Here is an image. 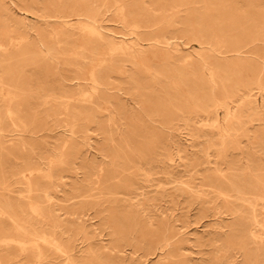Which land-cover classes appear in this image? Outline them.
Listing matches in <instances>:
<instances>
[{
    "label": "rangeland",
    "instance_id": "374dc122",
    "mask_svg": "<svg viewBox=\"0 0 264 264\" xmlns=\"http://www.w3.org/2000/svg\"><path fill=\"white\" fill-rule=\"evenodd\" d=\"M138 1L127 23L141 26L137 33L143 60L112 56L108 45L86 31L68 34L61 29L58 36L59 30L52 31L55 26L41 32L42 41L53 47L52 59L38 53L30 61L18 49L7 48V68L21 70L16 84L25 93L15 91L10 100L0 96V200L11 203L20 219L47 227L76 256L86 245L95 250L108 244L114 230L119 264H230V256L241 262L237 247L248 241L241 237L244 228L238 226L234 238L222 234L226 230L219 229V221L230 218L216 215L226 205L210 191L228 189L227 180L241 182L256 209H264V0H142L150 7L156 3L151 10ZM61 5L63 0H0V24L7 23L9 37L23 29L19 23L24 17L27 26L40 29L44 20L39 16H53ZM99 11V28L106 38L118 41L127 33L112 9ZM149 33L165 35L171 45L152 48ZM115 58L127 72L113 76L96 107L97 98L89 95L88 87L77 88L68 80L77 70L86 73ZM142 63L149 72L139 67ZM61 82L71 93L60 94ZM52 90L53 96H44ZM245 95L250 97L242 102ZM223 104L235 118L225 121ZM7 106L21 110L24 130H15ZM28 169L39 173L31 174V192L20 175H28ZM42 189L52 197L43 206L60 214L58 227L46 216H29L33 214L27 204L43 201ZM191 191H198L199 198ZM239 203L227 207L247 213V204ZM72 215L81 217L84 233ZM7 236L17 237L13 223L0 217V238ZM167 238L173 245L157 251L155 244ZM6 247L0 246V264H7L10 252L12 262L38 264L31 263L30 251ZM40 248L47 257L40 264H61L52 248Z\"/></svg>",
    "mask_w": 264,
    "mask_h": 264
},
{
    "label": "bare ground",
    "instance_id": "6f19581e",
    "mask_svg": "<svg viewBox=\"0 0 264 264\" xmlns=\"http://www.w3.org/2000/svg\"><path fill=\"white\" fill-rule=\"evenodd\" d=\"M135 2H136V0H63V4L64 5H61V7L63 9H68L69 10V14H64L63 11L61 12L60 9H62V8L60 7L58 12H54V13H57V14H55L53 16H48L46 14H44L45 16H39L41 19L44 20L43 23H42L43 25L39 26L40 29H34L32 27L30 28V26H27L26 23H25L26 19L24 17L19 23L23 29L21 31H19V34L13 33L15 35H13L12 37L7 36V23L6 24L3 23L4 25L0 24V96L2 95V97H7L9 99L13 95V92H15V91L21 90L20 91L21 94L25 93V91L22 89V87L20 85H19L20 87H18V85L16 84V81H17V79H19L18 77L21 74V72H19V71H21V70L17 71V70H15V68H7L8 67L7 64H6V62H7L6 61L7 60V51H8L7 48H10L11 50L12 49H18V51H20V53H21V54L20 53H18V54L22 58L26 57L30 61H33L36 58H38L39 57L38 53L42 56L41 58L50 59L52 57V55L55 54V53H54V50H53L52 46H47L42 41L41 32L42 31L44 32V30H46L47 28L53 27V26H55L56 29L54 28L52 31H55V30H59L60 31V32L55 31V32H57L56 35H58V36H59V34L62 35V33H61L62 30L61 29L67 30L68 34H71L74 29H77V31H84V33L87 32L90 36L97 38V40L100 43L102 42V43H105L106 45H108L109 52H110V54H112V56L113 55H116V56L120 55V57L121 56H125L126 58H128V57L131 58V59L139 58V59L143 60V58H145L143 56L144 51L141 50V48H140L139 43H140L141 40L139 38V34L137 33V30L140 29L141 26L138 23H136V22L127 23L128 22L127 21V16L129 14V12L133 11L132 5H135ZM138 2H140L141 7H144L147 10H151V7L156 5V3L153 2V4L151 3L152 5L150 7V5H148L145 1L140 0ZM50 5H52V2H49V6ZM136 7L137 6H135L134 9H136ZM100 8H102L105 12L109 11V9H112V11L114 12L115 16L117 18H119L120 23L126 29L127 33L123 34L119 38L118 41H115L114 37H109V38L107 37L106 38L102 34V32L100 31L99 22H98V17L100 15V11H99ZM162 10H163V8H162ZM162 16H165V15H162ZM148 21H149V19H148ZM151 22H153V19H152ZM124 24H125V26H124ZM154 27H155V25H154ZM14 30H15V28L11 32H14ZM162 31H160V32H162ZM88 34H86V35H88ZM148 35L149 36L147 37V40L149 41V43H150L149 45L152 48H156L158 44H162V45L164 44L166 46L171 45V43L168 42L167 37L165 35H163V34L161 36H158L160 34H157V36H156V35H153L152 33H149ZM81 37H80V39H82ZM91 40H93V39H91ZM85 42H89V41H85ZM85 42H83V43H85ZM99 42H97L98 45H99ZM84 45H86V44H84ZM87 45H88V43H87ZM103 54H105V53H103ZM12 58H13V56H12ZM115 59L117 60V58H115ZM8 60H9V57H8ZM144 60H146V59H144ZM97 63H98V61H97ZM77 65H79V64L77 63ZM138 65H139L140 68H142V70H145V72H149L150 71V68L148 66H146L145 64L142 63V64H138ZM88 66H90V65H88ZM88 66L86 65V67H88ZM132 66H136V63H132ZM126 72H127L126 66L124 65L123 61H121V60L120 61L117 60L116 62H109V63H103L102 62L101 65H98L97 67L96 66L95 67H91L89 69V71L86 72V73H83L81 71V69L77 70L76 74L74 75L75 77L73 79H71V80H68V81L69 82H74L75 84L74 83L73 84L77 88L78 87L81 88V86L88 87L89 91H90L89 95L92 96V94H93L97 98V100L95 102H93V105H96L97 102L99 101V98H100L103 90H106L107 87L111 85L110 84V80L113 78V76L114 75L115 76H117V75L121 76L122 74H125ZM133 72L134 73L136 72L135 69H133ZM88 82H89V84H88ZM58 85H60L59 90H58V91H60V94L68 92V90L65 89L68 86V85L65 84V82H61V84L59 83ZM54 92L55 91L52 90L51 92H48L44 96H53ZM68 93H71V92H68ZM261 94H262V91H261ZM79 95H80V93H79ZM75 96H76V94H75ZM70 97H72V96H70ZM76 97H78V96H76ZM249 97H250V95H245L243 97L241 96L240 100H242V102H243L244 99L248 100ZM73 98H75V97H73ZM77 99H75V100H77ZM46 101H48V100H46ZM58 102H60V101H58ZM73 103H75V102H73ZM249 103H250V101H249ZM16 104H19V101ZM55 105H56V103H55ZM88 106L90 107V105H88ZM97 106H98V104L96 105V107ZM220 107L223 108V110L225 111V121H228L230 118H235V113H233L231 111H228V108H227L226 104H223ZM4 108L2 110H4ZM59 110H61V109H59ZM20 111L17 110V109L14 110V109H12L9 106H7V109H6V116H7V118L10 119V121L14 125L15 130H16V128H22L24 130L25 126H26L25 125V121L21 117H19ZM59 112H58V114H59ZM60 120L61 119H59V121ZM64 120H66V119H64ZM64 120L63 121L61 120V121L64 122ZM15 121H16L17 125L15 124ZM12 130H13V127H12ZM221 131H222L223 134H227L228 133V130H226L224 127L221 129ZM47 164H48V162H47ZM206 164H210V162L206 161ZM53 167H51V168H53ZM246 169H248V168H246ZM34 170L35 169H28L27 170L28 175H26L27 174L26 173L25 174L26 176L23 174L24 172H22L23 175L20 174L21 175V179L24 180L23 183H26L25 185L28 188V192H31L32 187L35 186V185H32V183H31V179H33V178H30L32 176L31 174L33 172H36V170L35 171ZM47 171H48V169H47ZM36 173H38V171ZM215 174H217V173H215ZM238 174H237V176H238ZM38 175H39V173H38ZM60 175H61V173H60ZM96 177H98V176H96ZM44 178H46L48 180V179L51 178V175L50 174H46L44 176ZM219 178L221 180V177H219ZM260 181H261V179H260ZM20 182H22V181H20ZM240 183H238L237 181L227 180L226 184L228 185V189L217 188V189H212V191H210V194L215 195L216 198H220L222 200V202L225 203V205H226L225 209L222 208V212H220V210H217L216 215H218V216L224 215V217L230 218L229 221L227 219V222H223V219H220L219 223L221 225H220L219 229L220 230H223V229L226 230L225 232L222 233L226 237L234 238L232 236L234 235V233H236L237 227L241 226V227L244 228L243 229L244 230L243 231L244 234L241 237L242 238L244 237L246 240H248L246 242H248L249 244H251L253 246V249L252 248L248 249V245L246 244V242H244V244L240 243L239 247H237V251L238 250L241 251V253H242V255H241L242 256V261L236 263L235 259L232 260L233 257L230 256V264H233V263H235V264H264V209H261L260 211L257 210L258 208L256 209V205H254V203L252 204V202L250 201L251 198L249 199V197H248L250 195V193L248 191H246L245 190L246 188L244 189V187L242 186V183L241 184ZM258 184H260V183L258 182ZM59 185H62V184H59ZM260 186H261V184H260ZM262 186H264V185H262ZM38 187H40V186H38ZM42 187H43V185H42ZM254 188H256V187H254ZM26 192H27V190H26ZM48 192H47V190H43L42 191L43 201H39V200L36 201L37 200L36 199L35 201H31L29 204H27L28 208H29V211L33 214V215H29V216H36L37 218L38 217L45 218V216H46L48 219H51L52 226L55 227L59 223V221H58L59 217L58 216L60 214L57 215V213H56L57 211L55 210V208L53 209V207H46V204H45V207L43 206V204L45 202L48 203V202L51 201L50 198H52V197L49 196ZM88 192H90V191H88ZM191 192L195 193V195H196L195 197L196 198H199V192L198 191H191ZM37 193H38V191H37ZM40 193H38V195ZM33 196H34V193H33ZM252 198H254V197H252ZM18 199H19V197H18ZM63 199H64V197H63ZM25 200L28 201L27 199H25ZM73 200H75V199H73ZM259 201H261V200H259ZM232 202H234V203L235 202H240V203H243V204H247V206H248L247 209L249 211L247 213H244L243 209H241V208L227 207ZM10 204H9L8 201L7 202H5V201L3 202V201L0 200V217H7V219L10 220L13 223L14 233L17 235V237H12V236L2 237V238H0V244L1 245H7V247H9V245H11V246L13 245L15 247H18L19 251H20L19 253H23V254L25 252H27V251H30V253H31L30 261H31V263L34 262V263L40 264L41 262L47 260V257L45 256V254L43 253L42 249L40 248V245H45V246L49 247L48 249L52 248L59 255V258L61 259V264H93V261L98 263V264H101V263L119 264L120 260H118V259L120 257H119L118 254L120 253V250H119L118 246L115 244V242L118 240V234L114 230H112L111 233L109 234L111 240L108 241L109 242L108 244L101 245L99 248H97L95 250L92 249L89 245H86L85 248H80L78 250L79 254L76 256L75 254H73V251L70 249V247L67 244L59 241L56 238V236L52 233V231H49L47 227L44 228V226L41 225V224H38V223L34 224V223H31V222H28V221L26 222V221L20 219L13 212L12 206ZM55 204H56V202H55ZM242 208H243V206H242ZM79 213H81V211ZM71 217H74V220H75L76 226L78 228V231L80 233H84V231L82 230L83 222L81 220V217H79L77 215H72ZM25 220H27V219H25ZM10 229H12V228H10ZM237 235H239V234H237ZM156 236H158V235H156ZM170 240L171 239H168V238L167 239H162V242L159 245L155 244L156 246H158L156 248V250L160 251V252H163L164 249L172 246L173 244L170 242ZM231 241H227L228 242V243L226 242L227 245H230ZM238 242H240V241H238ZM234 245L236 246V244L233 243V246ZM150 246H152V245H150ZM147 248H149V247H147ZM152 249H154V248H151V251H152ZM231 250H232V247H231V249H229L228 252L231 253ZM12 254H13V251H12ZM132 254H134V253H132ZM251 254H253V255L254 254H259V255H261L262 258L261 259L252 258ZM10 255H11V252H10V254H7V264H22V263H20V261L19 262H12V259L14 257H13V255L12 256H10ZM27 256H28V254H27ZM125 257L126 256H124V258ZM21 258H23V257H21ZM54 261L55 260H52L51 263H53Z\"/></svg>",
    "mask_w": 264,
    "mask_h": 264
}]
</instances>
